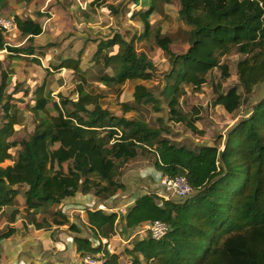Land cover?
Here are the masks:
<instances>
[{
  "label": "trees",
  "instance_id": "obj_1",
  "mask_svg": "<svg viewBox=\"0 0 264 264\" xmlns=\"http://www.w3.org/2000/svg\"><path fill=\"white\" fill-rule=\"evenodd\" d=\"M162 1L169 5L178 3L179 16L190 28V37L181 46V53L173 50L171 38L163 37L161 31L154 36L155 47L166 54L171 65L165 75L164 91L168 119L196 136L205 137L206 132L197 127L201 111L183 110L181 100L188 88L200 92L215 70L220 71L223 83L231 79L230 67L222 60L232 52L244 57L237 64L238 84L226 91L223 83L216 85L214 106L221 105L227 113L234 114L243 102L253 99L255 89L264 85V0ZM7 2L0 0V17ZM143 4L145 10L134 17L144 25L142 38L150 39V19L156 12V0ZM39 18L45 25L51 19L48 13ZM15 21L16 32L27 41L33 42L44 32L42 22L33 18L15 16ZM6 37L0 28V52L6 51L12 59L33 56L30 61L42 66L41 60L34 57V47H13ZM82 54L79 58H62L58 66L49 68L72 71L77 82L76 100L59 95L60 103L53 102L56 115L48 108L52 95L45 84L32 93L24 91L23 99L33 98L28 105L17 97L19 87L7 92L8 77L1 73L0 215L6 208L15 207L24 187L28 211L44 205L58 206L83 188L94 190L101 200L111 198L127 190L116 178L117 171L148 153L154 158L153 167L163 177H185L193 194L185 200H167L156 192L144 194L125 215L88 209L89 228L106 244L96 247L91 238L77 237L75 243L81 257L102 255L106 264H125L123 255L108 250L119 225L125 231H140L151 222L162 221L169 226L168 234L160 241L148 235L135 240L133 247L124 251V256L129 257L126 264H264V98L251 105L248 116L232 126L226 136L211 133L214 143L193 149L164 137L172 132L165 120L160 119L161 126L153 128L143 120L125 117L144 105H151L157 113L161 111L160 101L143 84L135 85V105L121 103L123 116L104 108V93L87 89ZM93 62L100 67L99 83L117 88L119 94L128 82L145 80L155 72L147 54L136 50L135 38L127 41L119 34L99 42ZM25 110L40 119L33 135L18 143L11 139L20 124L19 113ZM19 147L14 160L11 150ZM10 161L13 164L4 166ZM19 214V209H12L11 222ZM49 214L53 224L69 225L71 231L81 233L61 213ZM43 225L51 226L46 220ZM14 233V229L0 231V242Z\"/></svg>",
  "mask_w": 264,
  "mask_h": 264
},
{
  "label": "rangeland",
  "instance_id": "obj_2",
  "mask_svg": "<svg viewBox=\"0 0 264 264\" xmlns=\"http://www.w3.org/2000/svg\"><path fill=\"white\" fill-rule=\"evenodd\" d=\"M145 1L150 3L152 0H140L139 5L136 4L135 0H35L32 4H26L20 0H8L6 5L8 13L4 17L18 16L22 19L33 18L42 22L43 20L39 18V15L48 13L51 19L46 25L42 22L44 32L33 42L27 41L16 31L7 34V43L13 47H34V57L39 58L42 63V66L33 64L30 61L33 56L25 55L24 57L12 59L7 54L1 55L0 70L1 73L7 75L9 83L7 92L11 93L16 87H19L21 92L18 93L17 97L29 105L32 103L33 98L23 99L24 91L29 90L32 93L39 86L45 84L47 91L52 95L48 108L52 115H56L57 112L53 108V102L60 103L59 95L76 100L78 97L76 92L77 82L72 71L63 69L57 72L49 68L51 65L58 66L62 58H79L82 52V68L87 72V89L104 93L105 98L101 100L104 108L116 116H123L121 103L126 102L135 105L133 97L135 85L143 84L160 101L161 111L157 113L151 105H144L138 107V112L129 113L125 117L143 120L153 128L161 126L160 119L165 120V124L172 129L169 135H164L165 138L177 145L196 148V140L194 139L200 137H197L182 125L170 123L168 119V100L164 95V91L166 85L165 75L170 71L171 65L166 54L155 47L154 37L156 31H161L163 37L171 38L173 50L176 53H181L184 52L181 46L190 37V28L179 16L180 5L178 3L169 5L162 0H156V12L150 19L153 25V34L150 39L142 38L144 25L138 17L134 16L138 11L145 10L143 4ZM116 34L121 35L127 41L135 38L136 50L139 53H146L155 66L153 76H148L147 79L142 81L128 82L121 89L120 94L117 88L107 87L99 83L100 67H97L93 62L99 42L113 38ZM118 51L119 47H116L114 52L117 53ZM243 58V56L232 52L222 60L230 67L232 72V77L228 81L223 83L220 71L215 70L208 75L207 83L203 86L204 90L197 93L192 88H188L187 95L181 100L183 110L191 111L192 108H202L205 115L201 117L203 124L210 129L212 127L211 122L215 123L213 117L215 115L219 116L220 122L223 123L227 115L224 112L218 114L214 107L209 106L215 99L214 87L220 83H228L226 89L237 85V64ZM1 80L2 76H0V82ZM251 101L248 103L243 102L241 109L231 118L235 121L232 126L248 112ZM205 103H207V106H204ZM19 119L20 124L15 127L16 134L11 139L18 143L28 140L33 135L35 123L39 121L40 117L25 110L19 113ZM2 120L3 115L0 106V125ZM212 131L214 135L217 133L216 129ZM186 135H190L193 139L186 138ZM224 135L226 136L227 133H224ZM19 149L20 147L11 150L14 160ZM153 162V156L143 153L134 161L127 163L126 169L123 166L121 171L118 170L116 178L121 181L123 175L125 176V171L129 180L132 181H134V172L143 173L146 177H149L153 173L149 170V167L153 166ZM55 207L57 206H51L50 208ZM126 259L128 258L126 257Z\"/></svg>",
  "mask_w": 264,
  "mask_h": 264
},
{
  "label": "crops",
  "instance_id": "obj_3",
  "mask_svg": "<svg viewBox=\"0 0 264 264\" xmlns=\"http://www.w3.org/2000/svg\"><path fill=\"white\" fill-rule=\"evenodd\" d=\"M6 13H8L7 7L4 8L2 16H6ZM7 40L6 38V42ZM5 54L9 56V53L6 51L0 52V56H4ZM236 83L238 84V79ZM227 87L228 83L224 84L225 91ZM202 90H204V88ZM201 95L204 96L203 93H201ZM262 98H264V85L258 86L255 89L254 97L248 107V112L244 114L242 118L248 116L251 105ZM204 106H207V103H205ZM209 106L212 108L214 107L218 114L224 112L227 116L223 123L220 122L219 116H213L215 123L210 121L212 124L211 129L203 124L204 122L201 118L197 123V127L200 130H204L206 136H197L200 138L194 139L196 140V146L214 143L210 135L213 132L212 130L216 129V134L224 135L235 122L231 120V118H233L238 111L234 114H229L223 106H214L213 101ZM198 109L201 111L200 117L205 116L204 110L200 107H198ZM213 117L211 116V118ZM186 138L193 139L190 135H186ZM8 163L13 164V162L10 161L4 166H8ZM127 166L128 164H126L125 169ZM149 170L153 172L149 177H146L143 173L134 172V181L129 180L127 172L125 171V176L123 175L121 182L127 186V190L125 192H119L111 198L101 200L97 198L94 190L85 191L83 188L75 197L63 200V202L55 208L44 205L39 209L28 211L24 196L27 187L22 188L17 196L15 207L11 209L6 208L4 214L0 215V231L4 233L9 231V229L15 230V233L11 237L0 242V264H83L81 254L77 252L76 248L75 239L77 237H93L95 240H92V242L96 247H98L100 243L103 245L106 244V240H100L89 228L87 210L102 209L107 212H117L122 207H128L130 209L144 194L156 192L162 195L160 188V182L163 178L162 174L153 166L149 167ZM15 208L20 210V214L15 222H11L10 211ZM51 212L61 213L71 224L77 225L81 233L78 234L71 231L69 225L58 226L53 224V218L49 214ZM33 220H36V222L34 223ZM45 220L51 226H44ZM58 220H61V218H58ZM145 235L142 231H125L124 226L120 224L115 236L109 241V246L114 247V251L116 250L118 254L123 255L122 260H125L127 263L129 257L126 256L128 258L126 259L124 256L126 247L132 248L133 242Z\"/></svg>",
  "mask_w": 264,
  "mask_h": 264
},
{
  "label": "built area",
  "instance_id": "obj_4",
  "mask_svg": "<svg viewBox=\"0 0 264 264\" xmlns=\"http://www.w3.org/2000/svg\"><path fill=\"white\" fill-rule=\"evenodd\" d=\"M0 28H2L6 34L16 31L15 17L7 18L1 16ZM160 188L162 195L159 194V196L167 200L173 197L179 200H185L193 194V190L185 177H163L160 182ZM128 210V207H122L117 211V213L125 215ZM141 231L142 233L150 236L152 239L160 241L168 234L169 226L165 222L154 221L145 225L139 232ZM91 239L95 240L93 237ZM108 250L111 253H114V248L112 246H108ZM81 260L83 264H106V259L102 255H85Z\"/></svg>",
  "mask_w": 264,
  "mask_h": 264
}]
</instances>
